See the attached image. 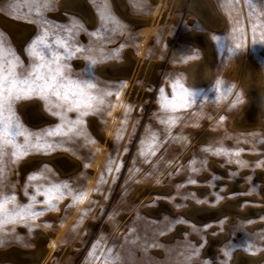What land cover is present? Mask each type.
Here are the masks:
<instances>
[{"label": "rangeland", "instance_id": "obj_1", "mask_svg": "<svg viewBox=\"0 0 264 264\" xmlns=\"http://www.w3.org/2000/svg\"><path fill=\"white\" fill-rule=\"evenodd\" d=\"M66 1L48 0L50 7L43 12V20H39L28 7V0H0V8L4 10L0 17L28 28L25 39L19 41L0 20V36L15 50L24 69L32 62L25 49L42 28L50 32L48 43L53 52L64 54L57 39H67L73 50L75 47L92 49L91 53H78L68 59L67 74L74 79L92 78L113 95L105 98L101 112L84 118L85 136L79 137L74 145H68L70 151L51 154L66 153L76 159L78 166L71 173L62 174L46 160L22 173L21 163L28 157L10 163V155L5 156L0 195L15 196L8 204L10 209L30 205L32 211L40 214L18 219L0 229V254L5 253L4 257L0 255V264H19L13 254L15 250L20 253L30 250L29 254L25 251L26 259L32 250H42L39 262L34 264H233L238 250L248 254L264 251V200H261L264 180L259 177L264 176V128L231 125L234 115L248 100L242 76L249 60L255 62L264 80V43L260 42L264 29L257 27L253 32L250 26V21L264 20V0H212L218 14L225 19L219 29L205 26L188 8L187 0H122L130 14L148 20L136 23L118 13L111 0L102 3L87 0L90 11L93 10L92 17L67 7ZM101 11H110L120 23L118 31L108 33L110 39H104L105 32L101 30ZM73 25L79 27L73 29ZM68 29H73L74 35H70ZM91 32L97 35L92 36ZM197 32L209 34L214 60L211 78L194 84L186 66L203 58L202 50L183 37ZM213 36L221 37L220 41L213 40ZM237 43L242 47L230 52ZM86 55L99 61L87 72ZM101 55L117 58L100 60ZM187 56L197 58L183 62ZM112 62L132 63V72L128 75L106 73L108 63ZM239 65V75L233 76L232 71ZM173 78L181 79L187 88L200 90L203 99L191 109L173 113L178 122L169 127L159 122L158 118L166 114L158 101L161 87L166 94L171 93ZM217 80L232 90L226 99L222 92L215 93L211 88ZM237 94L242 102L232 107ZM23 102L26 101L18 102L15 107L21 122L28 128L38 130L59 122L58 117L50 116V121L29 123L19 107ZM76 115L68 113L73 119ZM262 119L264 121V115ZM206 131L216 135L202 138ZM152 134L157 137L155 141L150 139ZM88 140L92 142L89 144ZM150 143H155L156 155L141 156V149L147 152ZM205 148L242 151L238 156H225L214 155ZM8 151L10 153L11 148ZM237 160L240 163H236ZM44 164L51 169L45 172L47 180L29 181V174L38 172ZM118 165L122 166L117 172ZM193 168L197 171L193 172ZM193 180L196 183L190 182ZM62 181L70 185L74 194L85 192L86 198L74 202V196L66 194L63 199L54 201L57 207L50 209L42 203L43 196L37 195L35 201L30 199L34 194L33 185L47 186ZM199 188H203V192ZM198 200L213 207L235 202L241 210L257 208L258 213L236 214L231 219L225 211L217 218L197 222L183 210L189 208L191 201L201 204ZM161 201L176 212L161 208L156 215L148 211L159 207ZM256 222L260 224L250 227ZM179 225L185 226L181 233L167 238ZM226 227V238L216 244L212 256L207 255L210 236L221 234ZM38 238L41 239L38 241ZM2 249L12 250L2 253ZM226 252L229 255L226 256Z\"/></svg>", "mask_w": 264, "mask_h": 264}, {"label": "snow or ice", "instance_id": "obj_2", "mask_svg": "<svg viewBox=\"0 0 264 264\" xmlns=\"http://www.w3.org/2000/svg\"><path fill=\"white\" fill-rule=\"evenodd\" d=\"M102 3L103 0H100ZM251 2V0H249ZM14 7V5H9ZM28 7L32 10L37 19L43 20V12L50 5L48 0H28ZM3 8H0V13H3ZM251 15V14H250ZM101 30L105 32L104 39H110L109 32L118 31L120 23L115 19L110 11L100 12ZM111 22V27H109ZM250 26L253 32L257 27L264 29V20L257 19L256 22L250 21ZM78 25H73V29L78 28ZM73 29H68L70 35H74ZM237 31V29H233ZM50 32L47 28H42L39 34L31 41L30 45L25 49L30 60L29 66L22 68L23 62L11 45L6 44L2 36H0V176L4 174L6 167L5 156L11 157L10 163H16L29 156H50L57 151L68 152L71 150L68 145H74L79 137L85 136L83 125L86 123L85 117L99 113L103 110L105 98L112 96V91L107 88L99 87L92 78L81 79L72 78L67 74L69 65L67 60L73 58L78 53H91L93 50L88 48L75 47L73 50L67 39H57L56 43L61 52H53L52 45L48 43ZM90 35L96 36V32H91ZM213 40L220 41L221 37L213 36ZM253 39V43H255ZM261 43H264V37H261ZM242 45L237 43L234 48L229 49L230 52H235ZM48 53V55H45ZM116 56L104 57L101 55L100 60L115 59ZM196 56H187L183 62L196 59ZM84 59L87 61L85 71H89L92 66L99 61L97 58L86 55ZM22 69V70H21ZM171 93L166 94L164 87L159 89V105L164 118H158L159 122L169 127L174 126L178 122V117L172 115L181 110L191 109L203 99L200 95V90L187 88L179 78H173L170 83ZM211 88L215 93H221L225 99L231 94V88L221 81L217 80ZM119 95V91L116 92ZM170 97V98H169ZM219 99V97H216ZM21 101H38L42 103L43 110L52 117H58L59 122L54 126H48L33 130L25 126L16 112V104ZM239 94L232 101L231 106L235 107L241 103ZM68 113H76L75 118H70ZM224 117H221L223 120ZM22 138V140L20 139ZM120 138L119 136L117 137ZM152 141L157 137L155 134L150 136ZM88 140L87 143H91ZM144 140H141V144ZM11 148L9 153L8 149ZM155 143H150L148 151L143 149L140 155H156ZM205 151H212L214 155H236L240 154L238 150H224L216 148L212 150L205 148ZM127 149H125V152ZM147 162V160L145 161ZM236 163H240L239 160ZM122 165H118L116 171L120 170ZM108 168V171H111ZM51 171L47 164L38 172L29 174L28 180L35 181L38 179L47 180L45 172ZM193 172L197 169L193 168ZM196 183V181H190ZM34 194L30 197L32 201L36 200V196L44 197L42 203L47 207L55 208L57 204L54 201H59L67 195L74 196V202H82L86 198V193L78 191L73 193L70 185L67 182H57L45 185H33ZM27 188L25 195H27ZM15 200V196L0 195V229L9 223H15L16 220H25L34 218L39 215L31 210V206L21 207L19 210L8 207V204ZM204 203V201H197ZM26 213L30 214L26 216ZM179 222V221H177ZM251 246L249 245V249ZM94 255V254H93ZM225 255H229L226 252Z\"/></svg>", "mask_w": 264, "mask_h": 264}, {"label": "bare ground", "instance_id": "obj_3", "mask_svg": "<svg viewBox=\"0 0 264 264\" xmlns=\"http://www.w3.org/2000/svg\"><path fill=\"white\" fill-rule=\"evenodd\" d=\"M111 1L114 3V6L116 10H118V13L122 14L127 19L133 20L134 23H136L137 21L145 22L144 20L147 19L145 17L136 16L137 14L136 15L130 14L126 8V5L123 4L122 0H111ZM66 2L68 3L67 7H71L72 9H76L80 11L84 15H87V16L91 15L92 17L91 12L93 10L90 11L91 8H89V4L87 0H67ZM187 4H188V8L191 9V11L194 12L196 17L198 16V18L201 19L204 22L205 26H207L208 28L219 29L222 27L223 21L225 19L223 20L221 16L218 14L217 10L215 9L212 3V0H187ZM0 20L4 24V26L12 33V35L15 36L17 40L23 41L25 39V35L28 30L26 25L22 23H18L14 20H11L5 17H0ZM92 23H94L93 19H92ZM183 38L190 39L193 41L192 43L195 42L196 44H198L200 46L199 48H201L202 50V55H203L202 56L203 58L198 59L195 62L193 61V63L186 66L188 73H189L188 76L190 78V81L194 84L207 82L211 78V68H212L213 60H214V50L211 44V39L209 37V34L207 32H197L194 34L192 33L191 35H187V36L185 35ZM129 61L130 59L128 60V62ZM128 62L126 63V65L125 64L118 65L119 63L114 64L113 62L110 64L108 63V68H107L108 70L107 71L105 70V72L106 73L110 72L111 74H114V75L120 72V74L122 73V74L128 75L129 73L132 72V63H128ZM240 69H241V65H239V67L235 71H232L233 76L237 77L239 75ZM242 83L246 90V93L248 94V100L244 105H242V107L239 108L240 110H238V112L236 111L237 113L234 115L231 125L237 128H245V129L252 128V127L264 128V121L262 119V116L264 115V80H263L262 73L260 72L258 66L252 60H249L247 62L245 72L242 76ZM19 107L21 108L26 120L29 123L39 124V123L45 122L50 119V116H48V114L43 110L40 102L38 101H26L20 104ZM93 127L95 128L96 131L98 130V127L94 123H93ZM215 135H216L215 132L206 131L202 138L210 139L214 137ZM42 160L51 162L53 165H55L58 168V170L62 174L71 173L78 166V161L74 159L73 157H71L70 155L66 153H55L53 155L44 156V157L43 156L28 157L25 161L21 163V166H20L21 172L22 173L25 172L29 167L34 166L35 164L39 163ZM259 177L264 180L263 175L260 174ZM167 189L168 188H163L164 191H167ZM199 190H201L200 192H203L204 189L199 188ZM262 191H263V195L261 197V200H264V188L262 189ZM226 206H227L226 203L220 206L213 207L205 203L196 204L191 201L189 208L184 209L183 213H185L187 216H189L190 218H192L193 220L197 222H203V221H208V220L217 218L220 214L224 213L225 211H228L231 219H234L236 214L247 216V215H256L258 213L257 208H252V209L247 208L245 210H241L235 206V202H234V205H228L227 207ZM161 208L166 209L171 213L176 212L175 209H173L165 201H161V205L159 207L149 208L148 211L157 215L158 211ZM260 208H263V207H259V209ZM259 224L260 222H256L255 224L250 225V227H254ZM184 228L185 226L179 225L177 229L170 235V237L167 236V238H171L174 235H179L181 233V230ZM227 235H228V230L226 227V230L223 231L221 234L217 236H210V243L207 249L205 250L206 251L205 253L209 256H212L217 249L216 244L221 242L223 239H225ZM40 239L38 238V241ZM3 250L4 252L7 251V253L9 251V250L5 251V249H2V253H3ZM25 251L26 250L20 253L15 250L13 253L14 257H16L19 260V264H22V263L23 264H34L36 263V261H38V258H40V253H42L41 252L42 250L40 251L36 249V252H33L32 250L33 253L31 252V255L26 259L27 255L25 253L27 251L26 252ZM43 251L45 252V250ZM28 252H30V250ZM28 252L27 254H29ZM0 255L2 256V254ZM3 255L5 256V253ZM16 258H14V260ZM261 260L264 261V251L260 253H255V254H248L242 250H238L236 251L233 257V264H257V262Z\"/></svg>", "mask_w": 264, "mask_h": 264}, {"label": "crops", "instance_id": "obj_4", "mask_svg": "<svg viewBox=\"0 0 264 264\" xmlns=\"http://www.w3.org/2000/svg\"><path fill=\"white\" fill-rule=\"evenodd\" d=\"M260 253V252H259ZM262 261V260H261Z\"/></svg>", "mask_w": 264, "mask_h": 264}]
</instances>
